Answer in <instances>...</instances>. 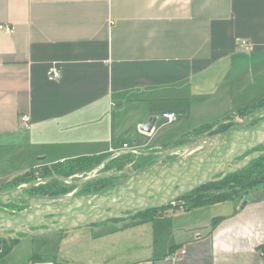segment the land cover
<instances>
[{"label": "crops", "instance_id": "obj_1", "mask_svg": "<svg viewBox=\"0 0 264 264\" xmlns=\"http://www.w3.org/2000/svg\"><path fill=\"white\" fill-rule=\"evenodd\" d=\"M0 25L11 28L0 31V186L123 144L170 146L264 96V0H0ZM53 238L17 262L15 245L0 264H264V188Z\"/></svg>", "mask_w": 264, "mask_h": 264}, {"label": "water", "instance_id": "obj_2", "mask_svg": "<svg viewBox=\"0 0 264 264\" xmlns=\"http://www.w3.org/2000/svg\"><path fill=\"white\" fill-rule=\"evenodd\" d=\"M154 124L155 119H149L140 130L149 133ZM260 146H264V109L254 111L239 125L225 132L174 148L172 151L182 150L184 153L170 161L164 162L161 158L135 173L107 175L126 178L98 193L59 197L26 195L25 189L37 183L0 190V203L21 201L31 208L30 211L16 213L0 211V239L21 240L71 231L112 220L130 219L149 209H160L172 203L181 204L179 199L183 196L264 156V150L254 151ZM54 179L73 185L88 181Z\"/></svg>", "mask_w": 264, "mask_h": 264}, {"label": "trees", "instance_id": "obj_3", "mask_svg": "<svg viewBox=\"0 0 264 264\" xmlns=\"http://www.w3.org/2000/svg\"><path fill=\"white\" fill-rule=\"evenodd\" d=\"M260 109H264V99L260 100L256 104L241 108L235 111V113L231 115H234V116L239 115L241 118H245L249 116L251 113H253L254 111H257ZM256 122L257 121H255L254 123ZM232 127H233V124L215 125V123H213L211 125L202 126L190 133H187L184 135L183 138L188 137V139H190L193 136L198 137L202 135V133L203 134L207 133L208 136H213V135L225 132ZM188 135H192V136H188ZM183 138L172 143V145L170 146H173V147L183 146L186 142H188V141H184ZM122 143L123 142H119L118 145H121ZM262 150H264V146H260L256 148L254 151H262ZM107 158H108V153L100 154V155H92V156H82V157L65 160L60 163H55L51 165H43L38 168L30 169L24 174L18 175L15 178L7 181L6 183L1 185L0 189H16L18 187L26 186L29 183L35 182L38 179H43L45 177H48V178H51L48 182L43 183V184L39 183L37 185H32L28 187L27 189H25V194L29 196H34L35 194H33V192H36V193L38 192V195L41 194V196H48V197L65 196V195H68L73 190V188H76L77 185L68 184L62 180L54 179L55 177L70 179L74 174L80 172L78 171V168L80 167V165H85L90 162L98 163L101 160H106ZM120 158H126L127 160L138 158L137 161L133 163L134 166L132 165L131 167V171L133 172H138L155 163V161L152 160L153 157H151L150 155H146V156L139 155L137 157H133V155L129 153H125L124 155L119 156V159ZM246 167L247 169H251L253 171L246 173L245 171ZM246 167L235 173L228 174L221 180L207 183L199 187L197 190L193 191L192 193L183 196L181 199H179L180 203L182 204L181 206L177 204L176 206L168 205L160 209H149L147 211L137 214L133 218H130V220L148 221L157 216H161L164 212L168 210L177 211L179 209H182L183 211H190V210L200 208V207H205V206H210L214 204H220L223 202L231 201L232 197H231V194L230 195L228 194V192L232 190L233 187L242 188L248 191L245 193L246 195L247 193L251 192V190H254L255 188L258 189L257 186H255V184L257 183H259V185H262V187H264V156H261L258 159L251 161L249 165ZM254 172L257 173L256 176H259L258 174H260L259 176L260 179H257L252 175ZM102 173L103 175L101 174L97 178L88 180L87 182L79 186V189L77 190L76 194L86 195V194H91V193H98L100 191H103V190H106V189H109L115 186L118 182L124 179L123 176L120 177V176H107V175L105 176L104 175V174L110 175V174L124 173L123 165L121 164L118 165L117 160L109 161V164H107V166L103 169ZM251 178H255V179H251ZM47 187H55L56 189L51 190V191H49L48 189L45 190V188ZM20 202L21 201H19V203ZM21 203L29 207L25 202H21ZM7 204H10V202H7ZM118 221H121V219L112 220L109 222H118ZM20 236L24 237L23 235H20ZM11 241L13 242L12 244L2 248L0 257L6 256L7 254H9L13 246H15L19 242L18 239H12ZM1 242H3V240H1L0 243ZM30 262L57 263L55 257H49V256L41 255V254H33L32 257L30 258ZM62 264H67V263H62Z\"/></svg>", "mask_w": 264, "mask_h": 264}, {"label": "rangeland", "instance_id": "obj_4", "mask_svg": "<svg viewBox=\"0 0 264 264\" xmlns=\"http://www.w3.org/2000/svg\"><path fill=\"white\" fill-rule=\"evenodd\" d=\"M263 97L264 96L257 97V99H255V101H251V102L258 103L260 100H262L261 98H263ZM256 103H254V104H256ZM229 116H227L226 118H224L220 122H215V125H219V124H222V125H229L230 124L231 125V124H233V126L234 125L237 126L246 118V117L245 118H241L239 115H237V116L231 115L230 117ZM160 122L163 123L162 120H160ZM164 122H165L166 125H169L168 123H166V121H164ZM214 127H216V126H214ZM172 129H174V125L165 126L163 128L162 135L168 133ZM187 130H188V128H187ZM181 132L183 133V129L181 130ZM169 134H171V136L173 135L172 132H169L166 135V137H168ZM192 135H194V134H192ZM192 135H188V136H192ZM206 136L208 137L207 133H204V134L202 133V135H200L198 137L193 136L190 139H188V137L187 138H183L184 141H188V142H186L187 144L185 143L183 146L191 144L193 142L195 143L196 139H198V138L203 139ZM166 140H168V139H166ZM114 146H115V144H114ZM179 147H182V146H179ZM174 148H178V146H176V147L174 146L173 147V146H169L168 145L166 147H162V148H159V149L147 150V151H137L136 149L135 150H128V149L127 150H119V147H118V148L114 149L115 150L114 152H111V153L109 152L108 153V158L106 160H101L98 163L90 162V163H87L85 165H80V167L78 168V171H80V172L74 174L70 179L73 180V181H83V180H85L87 178H92V177L97 178L99 175H101V174L103 175V173H102L103 169L107 166V164H109V161H113V160H117L118 161V165L119 164L123 165L124 173L125 172L135 173V172L131 171V167H132L133 163L135 161H137L138 158H133L131 160H127L126 158H120L119 159V156L124 155L125 153H129V154L133 155V157H137L139 155H143V156L144 155L145 156L146 155H150L151 157H153L152 160L155 161V163L157 161L161 160V158H163L162 160L164 162H167V161H170V160L176 158L180 154L184 153V151H182V150L172 151ZM241 160L242 159H238L235 163H237L238 161H241ZM3 165H4V167L2 168V170H0V173L5 175L8 166L6 164H3ZM245 171H246V173H249V172H252L253 170L247 169V167H246ZM104 175H109V174H104ZM252 175L255 178H257V179H260V177H259L260 174H258L259 176H256L257 173L254 172ZM120 177H122V176H120ZM123 177H124V179L126 178V176H123ZM255 178H251V179H255ZM50 179L51 178L45 177L43 179H38L37 181L32 182V183H37V184L41 183V182H38V181H47L48 182ZM32 183H29L28 185H30ZM61 184H63V183H61ZM258 185H259V183L255 184V186H257V188H264V187H262V185H259V186ZM22 187H24V186H22ZM55 187H47V188H45V190L46 189H48L49 191L55 190L56 189ZM18 188H21V187H18ZM78 189H79V185H77L76 188H73V190L68 195H77L76 192H77ZM0 190H4V189H0ZM251 191H253V190H251ZM246 192H248V191H246V190H244L242 188L233 187L232 190H230L228 192V194L229 195L231 194L232 200L239 202L242 199H244V197L246 196V194H245ZM33 194H35L36 196H41V194L38 195V192L37 193L33 192ZM179 205L181 206L182 204H179ZM30 209H31L30 207H27L25 204H23L21 202L20 203L19 202H12V203L10 202V204L0 203V210L4 211V212H12V213L26 212V211H30ZM56 233H59V232H54V233H51V234H45V235H40V236H36V237H31V238H29V240H27L26 242L20 243L19 245H17L18 244L17 243L16 244L17 246L15 247V251L13 252L14 260L16 262L20 261V260H24L26 258V256H28L29 254L32 253L33 249L34 250L35 249L36 250L37 249L42 250L44 247H47V248H50V249L53 248L52 246H54V244H55V243H53V240H54L53 237H55ZM1 240L2 239H0V241ZM12 243L13 242L11 240H8V241L4 240L3 242L0 243V246L2 248H4V247H6V246H8V245H10ZM3 257H0V259L3 258Z\"/></svg>", "mask_w": 264, "mask_h": 264}, {"label": "built area", "instance_id": "obj_5", "mask_svg": "<svg viewBox=\"0 0 264 264\" xmlns=\"http://www.w3.org/2000/svg\"><path fill=\"white\" fill-rule=\"evenodd\" d=\"M0 31L4 32L5 34H10L11 33V28L6 26V25H0ZM239 47H241L244 51H249L250 50V46L248 44V42H246L245 40H241L239 42ZM47 76L48 79L50 80H56L59 78V73L54 69V68H50L47 72ZM164 118L166 119L168 124L173 123V121L175 120V115L174 114H165ZM28 116L27 115H23L20 117L19 122L22 126H24L27 122H28ZM132 150L128 147L127 144H123L119 150ZM115 150H110L111 152H114ZM175 204H173L174 206Z\"/></svg>", "mask_w": 264, "mask_h": 264}, {"label": "bare ground", "instance_id": "obj_6", "mask_svg": "<svg viewBox=\"0 0 264 264\" xmlns=\"http://www.w3.org/2000/svg\"><path fill=\"white\" fill-rule=\"evenodd\" d=\"M166 120V119H165ZM166 123H167V121H166ZM131 149V148H130ZM132 150H134V149H132ZM93 178V177H92ZM88 179H90V178H87V179H85V180H88ZM173 204H175L174 206H176L177 205V203H172V204H170L171 206H173Z\"/></svg>", "mask_w": 264, "mask_h": 264}, {"label": "flooded vegetation", "instance_id": "obj_7", "mask_svg": "<svg viewBox=\"0 0 264 264\" xmlns=\"http://www.w3.org/2000/svg\"><path fill=\"white\" fill-rule=\"evenodd\" d=\"M197 190V189H196ZM195 191V190H194ZM192 193V192H191ZM20 236V235H19ZM21 237V236H20ZM10 240H12V239H10ZM4 241V240H3ZM8 241V240H7Z\"/></svg>", "mask_w": 264, "mask_h": 264}]
</instances>
